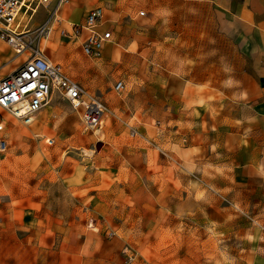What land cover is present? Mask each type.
<instances>
[{
  "label": "rangeland",
  "instance_id": "1",
  "mask_svg": "<svg viewBox=\"0 0 264 264\" xmlns=\"http://www.w3.org/2000/svg\"><path fill=\"white\" fill-rule=\"evenodd\" d=\"M51 1L29 24H48V36L21 64L40 50L106 113L92 130L55 91L31 125L44 121L40 136L4 114L0 264H250L264 212L238 208L195 165L192 107L225 94L240 62L221 15L208 0H112L100 29L113 33L111 53L87 57L61 37Z\"/></svg>",
  "mask_w": 264,
  "mask_h": 264
},
{
  "label": "crops",
  "instance_id": "2",
  "mask_svg": "<svg viewBox=\"0 0 264 264\" xmlns=\"http://www.w3.org/2000/svg\"><path fill=\"white\" fill-rule=\"evenodd\" d=\"M208 1L224 19L228 31L233 32L232 38L238 47L240 62L237 68L234 65L228 73L225 94L216 96L206 104H195L194 109L192 107V116L197 126L200 125L196 126V130L200 131L198 141L200 144L196 150L195 165L200 168L204 181L222 191L238 208L251 212L252 208L258 205L262 214L264 212V0ZM51 2L49 0L47 4H43L42 0H37L32 5L35 9L23 8L19 17L22 30L27 28L32 31L40 27L33 25V28H30V23L36 20L40 7H48ZM111 3L112 0H74L68 10L69 21L64 17L71 0L68 5H62L55 14V23L60 24L61 37L66 38L61 34L63 30L71 32L75 25H85L89 12L95 8L104 9V20L99 31L109 32L100 29L106 23L105 7H110ZM65 23L68 25L66 26ZM86 36L87 32H83L80 37L75 38L79 40L81 50ZM110 43L111 41L103 50L105 57L111 53ZM7 46L6 43L0 42V80L17 71L24 64H21L23 56H15L16 54ZM82 53L84 54L83 50ZM49 59L52 61L51 58ZM185 92L189 94L190 89L186 88ZM41 113L42 111L34 120L39 119ZM4 114L0 116L2 118L0 122L3 124L6 121ZM10 119L28 127L31 134L40 136L44 121L39 129L30 130L32 124L28 126L13 117L8 120ZM47 139L54 140L55 144L52 147L56 145L55 138L44 136L42 140L45 147L52 148L46 144ZM252 233L255 236L252 241H255L258 251L250 264H264V237H260V232Z\"/></svg>",
  "mask_w": 264,
  "mask_h": 264
},
{
  "label": "built area",
  "instance_id": "3",
  "mask_svg": "<svg viewBox=\"0 0 264 264\" xmlns=\"http://www.w3.org/2000/svg\"><path fill=\"white\" fill-rule=\"evenodd\" d=\"M49 0H42L47 4ZM31 0H0V42L6 43L15 50L17 56H23L32 49L34 42H41L48 36L49 25L35 30H22L19 17L22 9ZM70 0H61L60 5H68ZM56 11V13H57ZM145 13L142 12L143 16ZM104 20V9L91 10L86 18L85 25H75L71 32L63 30L62 36L73 39L83 32L87 36L83 40L82 50L87 57L101 56L106 44L113 38L111 32L101 33L100 26ZM123 82L115 85V91L124 90ZM59 91L75 108H83L85 125L92 130L102 128L106 108L96 98L92 97L85 88L72 78L66 76L61 67L55 65L40 50L34 51L24 64L12 74L0 80V116L10 114L25 125H31L36 116L44 110L53 92ZM4 130L0 122V131ZM46 144L52 147L55 142L47 139ZM1 145L6 147V141Z\"/></svg>",
  "mask_w": 264,
  "mask_h": 264
},
{
  "label": "bare ground",
  "instance_id": "4",
  "mask_svg": "<svg viewBox=\"0 0 264 264\" xmlns=\"http://www.w3.org/2000/svg\"><path fill=\"white\" fill-rule=\"evenodd\" d=\"M36 1H37V0H33V1L31 2L32 4L30 3V4L26 5V10H27V9H31V8L35 9L32 5H34ZM23 30L26 31L27 28H23ZM12 50H13V49H12ZM13 51L15 52V50H13ZM15 54H16V52H15ZM50 99H51V97H50ZM50 99H49L47 105H49ZM34 122H35V120H34ZM34 122H33V123H34ZM33 123H32V124H33Z\"/></svg>",
  "mask_w": 264,
  "mask_h": 264
}]
</instances>
